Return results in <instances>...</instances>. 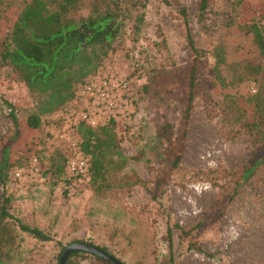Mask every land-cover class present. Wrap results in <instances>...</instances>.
<instances>
[{"label":"rangeland","instance_id":"rangeland-1","mask_svg":"<svg viewBox=\"0 0 264 264\" xmlns=\"http://www.w3.org/2000/svg\"><path fill=\"white\" fill-rule=\"evenodd\" d=\"M28 1L0 0V43ZM44 1L53 8L59 0ZM167 2L150 0L140 30L128 22L105 61L107 70L127 77L132 107L106 122L128 163L119 175L123 185L103 195L93 193L90 180L65 178L57 152L64 132L60 116H44L39 129H31L26 118L35 100L0 59V154L6 149L13 164L9 181L0 185V200L10 195L11 214L52 238L39 241L19 231L12 264H58L60 247L73 242L105 247L123 264H264V163L230 195L243 167L263 154L264 57L246 22L264 15V0H242L238 8V0H211L202 22L198 0ZM102 7L99 0H78L67 15L80 19ZM183 8L201 52L186 134L185 90L195 56ZM259 24L264 34V18ZM177 151L182 157L173 169ZM33 154L39 155L45 183L20 185L14 171L29 165ZM135 177L146 187L129 185ZM203 218L202 227L188 236L174 227L189 229ZM105 262L91 254L80 259V264Z\"/></svg>","mask_w":264,"mask_h":264},{"label":"trees","instance_id":"trees-1","mask_svg":"<svg viewBox=\"0 0 264 264\" xmlns=\"http://www.w3.org/2000/svg\"><path fill=\"white\" fill-rule=\"evenodd\" d=\"M99 1L103 4L102 9L95 8L87 17L74 19L67 14L78 6V0H59L53 8L48 6L44 0H30L14 18L11 29L4 30L0 43V59L4 65L12 69L16 77L25 85L29 95L35 100L34 110L26 118L27 125L31 129H39L42 117L49 115L60 116L63 131H68L75 126L72 117L76 112L74 93L77 85L83 83L106 61L108 54L113 50L115 41L123 34L128 22L132 23L131 28L135 32L140 30L144 18L143 10L150 0ZM161 1L168 3L167 0ZM210 3L211 0H198L196 10L199 22L206 19ZM241 3L242 0H238L237 8ZM180 14L188 46L195 56L185 90L186 108L183 117L185 125L183 131L186 134L195 96L197 63L201 52L196 47L187 10L181 9ZM263 18L264 15L259 16V19ZM259 19L256 21L252 18L246 22V25L247 32L252 35L254 44L260 55L264 57V34ZM222 59L221 57L220 60ZM214 71L218 77L217 66L214 67ZM8 106L12 107L11 104ZM9 118L17 134L18 118L12 108ZM77 128L81 136L80 146L88 161V173L86 177H71L65 173L66 146L59 140L62 145L58 147L57 152L63 161L62 171L66 175L65 178L77 182L90 180L93 193L96 195H103L113 188L121 187L123 183L119 175L128 163V158L122 152L117 136L110 127V122L97 128L81 123L77 125ZM261 141L263 154L250 165L243 167L230 195L238 192L242 186L247 184L258 171V167L264 163V134ZM33 156L39 162V155L33 154L29 159V165H20L14 173L26 171ZM181 157L182 151L174 154L171 163L173 169L179 166ZM12 168L13 164L7 158L6 149H4V152L0 154V185L2 187L9 181V172ZM25 182L20 181V185H27ZM44 183L45 181L41 185ZM128 184L145 186V182L138 177ZM11 201V196L3 193L0 200V264H12L17 260L19 231L39 241L52 240L50 235L38 227L14 217L10 212ZM203 222L204 218L189 229L178 224L174 227L180 231L181 236H188L193 230H199ZM166 241L171 248L173 226L167 228ZM97 247L112 255L107 248ZM63 250L64 247H60L58 258ZM86 255L89 253L73 252L64 264H80V259ZM93 257L98 261H103L98 256L93 255ZM172 259L173 250L171 249L169 261Z\"/></svg>","mask_w":264,"mask_h":264},{"label":"built area","instance_id":"built-area-1","mask_svg":"<svg viewBox=\"0 0 264 264\" xmlns=\"http://www.w3.org/2000/svg\"><path fill=\"white\" fill-rule=\"evenodd\" d=\"M129 90L127 77L107 70L105 62L83 83L77 85L74 93L76 112L72 117L75 126L60 135L66 146L64 170L68 176L86 177L88 173V161L80 146L81 136L77 125L83 123L97 128L128 113L132 107V94ZM14 178L26 182L45 181L35 156L28 169L16 171Z\"/></svg>","mask_w":264,"mask_h":264},{"label":"water","instance_id":"water-1","mask_svg":"<svg viewBox=\"0 0 264 264\" xmlns=\"http://www.w3.org/2000/svg\"><path fill=\"white\" fill-rule=\"evenodd\" d=\"M85 252L89 253L91 255H95L103 259L104 261L108 262L109 264H123L118 259L113 257L112 255L108 254L104 250L100 249L99 247L86 243V242H73L67 245L58 261V264H64L67 258L73 253V252Z\"/></svg>","mask_w":264,"mask_h":264}]
</instances>
